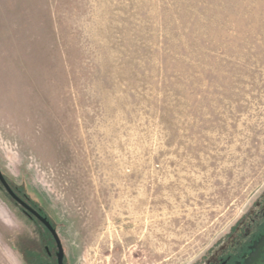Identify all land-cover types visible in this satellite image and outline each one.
<instances>
[{
  "label": "rangeland",
  "instance_id": "374dc122",
  "mask_svg": "<svg viewBox=\"0 0 264 264\" xmlns=\"http://www.w3.org/2000/svg\"><path fill=\"white\" fill-rule=\"evenodd\" d=\"M0 170L68 264H205L264 203V0H0ZM36 225L0 189V264Z\"/></svg>",
  "mask_w": 264,
  "mask_h": 264
},
{
  "label": "flooded vegetation",
  "instance_id": "af4514ba",
  "mask_svg": "<svg viewBox=\"0 0 264 264\" xmlns=\"http://www.w3.org/2000/svg\"><path fill=\"white\" fill-rule=\"evenodd\" d=\"M3 174V173H2ZM4 180L10 187L11 191L14 193L16 197H18L24 204L30 207L32 210L36 211L40 216L46 218V220L50 223L51 227L57 233V228L55 222L42 210V208L35 203L29 195L23 191L18 185L13 184L7 176L3 174ZM0 189L6 192L2 183L0 182ZM7 196L11 199V201L19 208L21 213H23L29 220L36 222L37 228V238L36 242L39 244L38 246V254L44 261L41 264H58L57 262V253L58 247L52 236L50 230L36 218L34 213L24 208L21 204H19L15 199H13L7 192ZM248 231L244 232L239 240H236L235 243L229 247L228 249L222 251L218 255L212 256L205 264H245L247 259H249L252 255L255 254L256 245L258 241L261 239L262 235H264V203L259 207V210L254 218L251 219ZM59 238V236H58ZM60 239V238H59ZM61 243V241H60ZM62 246V243H61ZM63 251V264H68L66 262V254L64 248L62 246Z\"/></svg>",
  "mask_w": 264,
  "mask_h": 264
},
{
  "label": "water",
  "instance_id": "95a60500",
  "mask_svg": "<svg viewBox=\"0 0 264 264\" xmlns=\"http://www.w3.org/2000/svg\"><path fill=\"white\" fill-rule=\"evenodd\" d=\"M0 182L2 183L4 189L6 192L13 198L15 199L19 204H21L24 208L28 209L34 215L36 216L37 219L42 221L44 225L50 230L52 233V236L57 244L58 247V253H57V262L58 264H63L62 258H63V251H62V246L60 243V239L58 238V235L56 234L55 230L51 227L50 223L46 220V218L40 216L36 211L32 210L30 207H28L24 202H22L18 197L14 195V193L11 191L10 187L4 180L3 174L0 170ZM245 264H264V235H262L261 239L258 241L256 245V250L255 254L252 255L249 259H247Z\"/></svg>",
  "mask_w": 264,
  "mask_h": 264
}]
</instances>
